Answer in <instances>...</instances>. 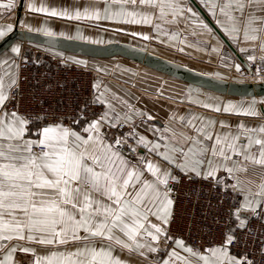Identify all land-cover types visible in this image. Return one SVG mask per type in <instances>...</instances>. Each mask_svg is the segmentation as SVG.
I'll list each match as a JSON object with an SVG mask.
<instances>
[{
  "label": "snow or ice",
  "instance_id": "1",
  "mask_svg": "<svg viewBox=\"0 0 264 264\" xmlns=\"http://www.w3.org/2000/svg\"><path fill=\"white\" fill-rule=\"evenodd\" d=\"M103 3L105 7L102 10L89 11L85 8L83 13L77 11L74 16L67 12L58 13L54 9L49 12L43 6L37 8L30 5V10L80 20L82 15L99 19L101 11L104 19L135 17L137 13L125 11L128 5L158 8L161 16L165 15L166 8H171L175 13L178 7L174 0H103ZM113 5L119 6V11H111ZM233 5L234 10L241 14L246 7L251 6L264 12V0H228L220 9L232 22V32L243 31L245 40L261 39L260 47L264 50V37L257 35L264 32V16L249 14L245 19L242 15L237 21L236 17L225 11L226 8L232 9ZM0 7L14 8L15 2L8 0L7 4ZM143 19L148 22L146 16ZM257 20L260 27L253 26ZM122 22L138 21L133 18L122 19ZM238 23L243 27H239ZM11 31L12 25H8L6 30L0 29V39ZM45 34L54 35L51 31H46ZM12 52L19 54L20 48L13 47ZM15 84L16 80L13 79L12 85ZM94 87L98 88L99 85ZM8 99L3 80L0 79V242L25 241L57 250L41 256L34 247L22 244L3 245L7 247V252L0 264H10L17 251L32 254L34 259L31 264H126L114 255L115 246L130 253L144 247H148L149 251H156L150 245L140 244L139 237L143 232L152 240H157L161 233L166 234V229L162 226L170 224L175 203L171 198L169 179L177 178L170 172L162 173L158 166L148 162L147 171L154 177L150 180L145 177L142 168L132 165L118 151H114L110 144H106L100 128L102 121L108 118L107 112L85 129L86 132L96 133L95 136L84 138L57 123L44 127L39 134L40 138L31 140L25 139L29 120L16 111L7 112L4 106ZM92 102L104 103L99 97ZM204 107L212 106L205 104ZM236 107L229 104L223 108L215 107L214 110L235 112ZM244 114L259 115L252 107ZM208 123L214 125L215 121ZM192 127L196 136L183 130L172 132L175 143L169 152L178 154L184 160L183 163H176V167L208 179L217 169L212 168L211 171L202 173L199 168L205 163L209 166L213 164L211 159L205 160V157L211 155L222 158L229 174H248L250 170L255 172L259 168L261 182L256 186V192H252L250 187L246 191L245 182L239 176L235 177L236 184L231 187L234 191L246 194L243 204L227 214L224 221L226 231L221 244L207 249L203 254L186 247L183 240H176V245L203 264H264V245L259 249L260 261H256L254 257L249 258L247 254L239 258L231 254V246L246 244L247 241H243L241 237L252 234L248 220L241 218L242 213L249 212L252 217H257L261 221V227H264V125L251 129L241 125L240 128L247 136V143H239V146V135L221 137L207 132L204 127ZM211 141L214 143H209ZM140 142L146 143L143 137ZM116 143L119 144L120 141ZM185 145L188 146L187 150ZM160 147L157 143L151 150L155 151ZM169 152L158 154L170 164L175 163L176 155H169ZM232 156L242 159L234 160ZM143 162L141 157L140 163ZM246 183L251 185L253 182L248 180ZM250 196L253 198L250 199ZM150 216H154L160 223H151ZM69 244L76 245L74 251L59 250V247ZM139 254L144 255L143 252ZM164 264H169V261H164ZM185 264H192V261L186 259Z\"/></svg>",
  "mask_w": 264,
  "mask_h": 264
},
{
  "label": "crops",
  "instance_id": "2",
  "mask_svg": "<svg viewBox=\"0 0 264 264\" xmlns=\"http://www.w3.org/2000/svg\"><path fill=\"white\" fill-rule=\"evenodd\" d=\"M14 2V8L0 7V19H4L0 29L6 30L8 25H12V31L0 39V43L15 30L41 36H48L45 32L51 31L54 35L48 37L89 45H127L183 68L223 81L228 79H226L225 75L215 73V69L221 70L220 61L228 59L224 57L226 52L233 55V57L235 55L219 37L217 31L241 57L245 51L251 52L261 48L259 44L251 42L250 46L253 49H239L238 45L240 43L238 40L244 39L243 31L239 33L232 32V22L227 19L224 12L220 11L228 0H174V3L178 6L175 13H173L171 8H166L164 16L160 15L158 8L139 4L135 6L128 5L125 7V11L137 13L135 17L104 19V13L101 11V18L99 19L94 17L87 18L82 15L80 20L69 19L60 15L51 16L49 12L54 9L58 13L67 12L70 16H74L77 11L83 13L85 8H88L89 11L93 9L102 10L105 7L103 0H14ZM7 3L8 0H0V5ZM30 5H34L37 8L43 6L49 12L31 11ZM19 6H21V10L18 12ZM234 7L233 5L232 9L226 8L225 11L236 17L237 21L240 20L242 15L245 19L249 14L255 17L264 16V12L256 6L246 7L243 14L235 11ZM111 11H119V6L113 5ZM145 16L148 22H144L143 18ZM133 18L138 22H122V19ZM238 26L243 27L239 23ZM253 26L260 27L259 20ZM257 35L264 37V32H260ZM144 37H148V39ZM19 42L20 40L13 41L7 49L0 52V79L3 80L6 95H8V90L15 77L14 58L17 53L12 52V48L19 46ZM41 47L67 61L73 63L83 61V63L78 64L84 65L99 74L96 82L99 87H95L96 98L99 97V100L104 101V103L97 102L101 111L93 121L100 119L105 112L108 113L107 120L102 121L100 133L103 134L104 142L110 144L114 151L118 150L112 145L110 132L112 133L118 124L123 123L134 134L138 157L135 161H132L119 154L130 161L132 165L142 168L145 177L150 180L154 179V177L147 171L148 162L158 166L162 173L170 172L172 176L173 172L179 171L190 176L199 177L194 172L189 171L186 173L176 167V163H183L184 160L178 154L169 152L173 143H175L172 138L173 131L179 132L183 130L191 136H196L192 125L204 127L207 132L220 135L221 137L229 134L239 135V146V143H247V136L243 129L240 128L241 125L249 129L264 125V115L261 111H264V97L235 98L224 96L185 84L120 57L108 59L88 58L45 46ZM257 54L260 55L254 60L264 61V50H259ZM189 63L198 64V66L195 67ZM205 104L212 107L206 108L204 107ZM229 104L237 106L235 112H216L214 110L215 107L223 108ZM109 105H111V108ZM250 107L254 108L259 115H245L244 113ZM189 121L191 124H189ZM209 121H215V124L209 125ZM89 124L81 125L71 130L84 138L89 135L95 136L96 133L85 131ZM113 124L115 125L114 127L111 126ZM105 130L109 134L104 135L103 132ZM141 137L144 138L146 143L140 142ZM25 139L34 140L27 131ZM229 142H231L230 136ZM157 143L161 147L152 151V146ZM209 143H214V141ZM165 145H167V148ZM184 147L187 150L188 146L185 145ZM253 151H255V148H253ZM164 152H169V155H176V162L170 164L158 154ZM229 154L231 155V153ZM141 157H143L144 162L140 166L138 162ZM208 159H211L213 164L209 166L205 163L199 168L202 173L209 172L212 168L217 169L208 178L223 180L232 186L236 184L235 177L239 176L240 180L245 182L246 191L249 187L252 192L257 191L256 186L261 182L259 168L255 172L250 170L248 174H229L225 169V162L222 158L209 155L205 157V160ZM232 159H242V157L232 156ZM229 166L231 165L229 164ZM248 180L253 183L247 185L246 182ZM236 192L240 194L241 204H243L246 192L241 193L238 190ZM249 198L253 197L250 196ZM255 199H259V197H255ZM250 215L249 212H244L241 218L248 220ZM149 221L156 224L160 223L154 216H150ZM162 227H165V225ZM117 234L119 235V233ZM121 238L124 239V237ZM164 238L165 234L161 233L157 240H152L151 237L142 232L139 237V243L150 245L157 251L159 242L164 240ZM16 244L34 247L37 254L41 256L57 250L56 248L40 247L32 242L5 241L0 242V260L3 259L7 252V247L3 245L11 246ZM184 245L189 247L185 242ZM75 247L76 245L69 244L59 247V250L74 251ZM156 251H149L148 247H144L130 253L126 249L122 250L119 246H115L114 255L125 261L126 264H164L166 260L169 261V264H185L186 259L192 261V264H203L202 261H198L196 257L185 252L182 247L177 246L175 241L162 258H157L154 255ZM139 252H143L144 255H140ZM231 254L235 255L232 252ZM33 259L32 254L17 251L14 253L13 261H10V264H31Z\"/></svg>",
  "mask_w": 264,
  "mask_h": 264
},
{
  "label": "built area",
  "instance_id": "3",
  "mask_svg": "<svg viewBox=\"0 0 264 264\" xmlns=\"http://www.w3.org/2000/svg\"><path fill=\"white\" fill-rule=\"evenodd\" d=\"M3 23L2 18L0 25ZM18 47L20 52L14 58L16 84H11L4 108L29 120L26 131L34 140L39 139L41 130L48 125L58 123L73 129L97 118L101 109L97 102H92L97 95L94 86L99 74L96 71L29 42L20 41ZM245 62L244 73L250 81L264 79L263 65L250 66ZM127 132L129 129L123 123L118 124L110 134L111 142L121 155L135 161L138 150L132 136L125 135ZM138 163L142 165L140 160ZM173 177L178 180H169L171 198L175 201L173 216L170 224L164 227L165 238L159 242L155 256H162V252L169 250L176 240H183L194 251L203 254L222 243L226 231L224 221L230 210L240 207V194L223 180L203 179L179 171L173 172ZM248 224L251 236L241 237L247 243L231 246V252L238 257L247 254L260 261L264 227L257 217L251 215Z\"/></svg>",
  "mask_w": 264,
  "mask_h": 264
},
{
  "label": "water",
  "instance_id": "4",
  "mask_svg": "<svg viewBox=\"0 0 264 264\" xmlns=\"http://www.w3.org/2000/svg\"><path fill=\"white\" fill-rule=\"evenodd\" d=\"M21 6L18 7V12ZM219 37L223 40L230 51L235 57L246 67V62L242 57L236 53L231 45L223 38L217 31ZM15 40L25 41L48 48H53L68 53L81 55L88 58L108 59L113 57H120L125 60L134 62L143 67L154 70L163 75L169 76L175 80L185 84L213 92L216 94L235 97V98H261L264 97V82L260 83H235L230 81H223L212 78L201 73L183 68L165 59L150 55L139 49L123 45V44H110L107 46H95L53 38L48 36H41L30 34L15 30L5 40L0 43V52L8 48V46ZM263 115L264 111L261 110Z\"/></svg>",
  "mask_w": 264,
  "mask_h": 264
},
{
  "label": "rangeland",
  "instance_id": "5",
  "mask_svg": "<svg viewBox=\"0 0 264 264\" xmlns=\"http://www.w3.org/2000/svg\"><path fill=\"white\" fill-rule=\"evenodd\" d=\"M239 41V49H253L250 45H251V42H255L257 45L261 44V39L259 40H256V41H251V40H238ZM255 49V48H254ZM261 51V48L259 49ZM259 50H253L251 52H248V51H245L243 52L244 55L242 56L245 61H247V63L250 65V66H264V61H261V60H254V59H257V57L260 55V54H257V52ZM227 53V52H226ZM224 54V57L228 58L226 61L223 60V61H220L221 62V70H218L217 68L215 69V73H218L220 75H225L226 76V81H230V82H235V83H260V82H264V79H253L252 81H250V79L246 76V74L244 73V66L241 64V62L236 58V57H233V55L227 53V54ZM250 57H252V60L250 59ZM250 60V61H249ZM73 63V62H72ZM75 64H78V63H75ZM191 64L192 66H198V64H193V63H189ZM78 65H81V64H78ZM223 65V67H222ZM84 66V65H82ZM237 66H239V68H237ZM232 75H231V74ZM106 131V130H105ZM104 131V132H105ZM103 132V133H104ZM108 132V131H106ZM109 134V132L107 133ZM111 134V132H110ZM105 135V134H104ZM125 135L129 136L131 135L133 140H134V143H136V140H135V137H134V134L132 132H127L125 133ZM130 137V136H129ZM167 251L165 252H162V254L164 255ZM155 255V254H154ZM162 256H158L157 258H162Z\"/></svg>",
  "mask_w": 264,
  "mask_h": 264
}]
</instances>
